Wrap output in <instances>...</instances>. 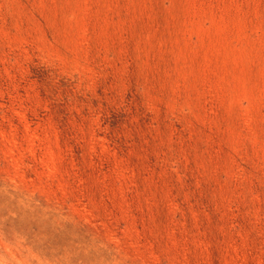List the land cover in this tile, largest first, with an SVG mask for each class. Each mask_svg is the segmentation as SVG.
Listing matches in <instances>:
<instances>
[{
    "label": "rangeland",
    "instance_id": "rangeland-1",
    "mask_svg": "<svg viewBox=\"0 0 264 264\" xmlns=\"http://www.w3.org/2000/svg\"><path fill=\"white\" fill-rule=\"evenodd\" d=\"M0 264H264V0H0Z\"/></svg>",
    "mask_w": 264,
    "mask_h": 264
}]
</instances>
